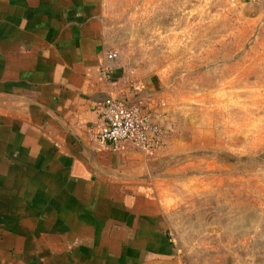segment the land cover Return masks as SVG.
<instances>
[{"label": "crops", "instance_id": "0c3cea01", "mask_svg": "<svg viewBox=\"0 0 264 264\" xmlns=\"http://www.w3.org/2000/svg\"><path fill=\"white\" fill-rule=\"evenodd\" d=\"M139 85L108 50L104 0H0V264H191L144 153L97 137L98 102Z\"/></svg>", "mask_w": 264, "mask_h": 264}, {"label": "rangeland", "instance_id": "374dc122", "mask_svg": "<svg viewBox=\"0 0 264 264\" xmlns=\"http://www.w3.org/2000/svg\"><path fill=\"white\" fill-rule=\"evenodd\" d=\"M104 28L163 126L141 175L181 252L264 264V1L104 0Z\"/></svg>", "mask_w": 264, "mask_h": 264}, {"label": "built area", "instance_id": "2783aa9c", "mask_svg": "<svg viewBox=\"0 0 264 264\" xmlns=\"http://www.w3.org/2000/svg\"><path fill=\"white\" fill-rule=\"evenodd\" d=\"M96 109L103 120L97 134L101 142L114 145L131 143L146 152L155 150L163 143V126L147 101L139 98L129 102L107 96L98 102Z\"/></svg>", "mask_w": 264, "mask_h": 264}]
</instances>
